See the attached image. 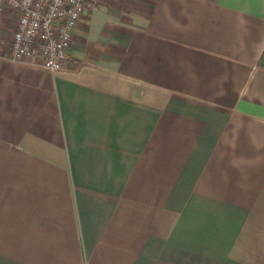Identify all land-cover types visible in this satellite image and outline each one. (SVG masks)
<instances>
[{
	"label": "crops",
	"instance_id": "crops-1",
	"mask_svg": "<svg viewBox=\"0 0 264 264\" xmlns=\"http://www.w3.org/2000/svg\"><path fill=\"white\" fill-rule=\"evenodd\" d=\"M95 5L0 60V264H264V0Z\"/></svg>",
	"mask_w": 264,
	"mask_h": 264
},
{
	"label": "built area",
	"instance_id": "built-area-1",
	"mask_svg": "<svg viewBox=\"0 0 264 264\" xmlns=\"http://www.w3.org/2000/svg\"><path fill=\"white\" fill-rule=\"evenodd\" d=\"M95 6V0H0V60L67 72L73 33Z\"/></svg>",
	"mask_w": 264,
	"mask_h": 264
}]
</instances>
